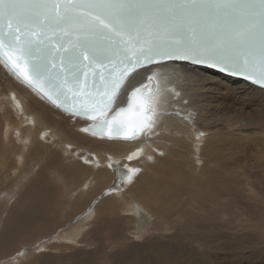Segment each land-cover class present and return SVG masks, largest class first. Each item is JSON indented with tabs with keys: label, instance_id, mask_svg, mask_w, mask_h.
Instances as JSON below:
<instances>
[{
	"label": "bare ground",
	"instance_id": "obj_1",
	"mask_svg": "<svg viewBox=\"0 0 264 264\" xmlns=\"http://www.w3.org/2000/svg\"><path fill=\"white\" fill-rule=\"evenodd\" d=\"M150 68L117 105L156 73L151 127L117 140L82 131L87 120L54 109L0 63V264L34 244L23 262L207 264L221 250L264 263V90L186 64ZM244 106L253 114L243 119ZM148 222L154 235L136 247L127 233Z\"/></svg>",
	"mask_w": 264,
	"mask_h": 264
},
{
	"label": "snow or ice",
	"instance_id": "obj_2",
	"mask_svg": "<svg viewBox=\"0 0 264 264\" xmlns=\"http://www.w3.org/2000/svg\"><path fill=\"white\" fill-rule=\"evenodd\" d=\"M169 61L264 88V0H0V63L72 116L104 117L130 77ZM138 94L134 88L127 109L117 107L82 131L107 128L109 139L138 138L148 128L147 96L135 109L138 119H122Z\"/></svg>",
	"mask_w": 264,
	"mask_h": 264
},
{
	"label": "water",
	"instance_id": "obj_3",
	"mask_svg": "<svg viewBox=\"0 0 264 264\" xmlns=\"http://www.w3.org/2000/svg\"><path fill=\"white\" fill-rule=\"evenodd\" d=\"M170 62L179 63V64H186L187 66H191V67H200V68L206 69V70H208V71H211V72H213V73L220 74V75H222V76H224V77H228V78L233 79V80H236V81H241V82H244V83H246V84H248V85H251V86H253V87H255V88H258V89H262V90H264V88H261V87L258 86V85H253L250 81L244 80V79L241 78V77H233V76H231V75H228V74H225V73H220V72H218V71H216V70L209 69V68H205V67H203V66L192 65L191 63H188V62L169 61V62H167V63H170ZM2 64H3V63H2ZM3 66H4V64H3ZM153 66H154V65H153ZM153 66H149V67H153ZM4 67H5V66H4ZM6 69L8 70V68H6ZM141 70H143V69H141ZM141 70H139V71H141ZM8 71H9V70H8ZM9 72H10V71H9ZM10 73H11V72H10ZM11 74H12V73H11ZM150 76H152V80H151V81L149 80V77H150ZM14 77H15V76H14ZM15 78H16V77H15ZM130 78H131V77H130ZM130 78H129V79H130ZM18 81H19V80H18ZM23 84H24V83H23ZM24 85L27 86L26 84H24ZM141 85H143V87H141ZM27 87H28V86H27ZM28 88H30V87H28ZM134 88H140V94H138V96H137L136 98H134V100H133V109L129 110L128 113H127V115H125L124 117H122V119H125V120L138 119V114H137V112L135 111V109H137V108L140 106V104L144 101L145 96H147L148 101H150V103L147 105V107H148V109H149V119H148V121H147V123H148V128H145V129L140 130V131L138 132V138H140L144 132H146V131H148V130L150 129V127H151V123H152V121H153V119H154V103H155V100H153V99H154V98L156 97V95H157V94H156V91H157V89H158V86H157L156 79L154 78V76H153L152 74L147 75L146 77H144V82H142L141 84L136 85V86L131 87L130 89H128V90L125 92L124 98H123L122 103H121L120 105H113V110H112V111L108 112L104 117H99V118L96 119V120H87V119H84V118H81V117L72 116V115L69 114V112H65V111L63 110V108H57V107H56L54 104H52L47 98L42 97L41 94L37 93V92L34 91L32 88H30V89L33 90L35 93H37V95H39V96H40L44 101H46L49 105H51L53 108H55V109L61 111L62 113H65V114H67V115H69V116H71V117H75V118H78V119L87 120V121H88V124H87L86 128L91 129V128L97 127L98 125L102 124L106 119H109L112 115H114V114H115V110H116L117 107H123V108L127 109V107H128V103H129V97L131 96V93H132V91H133ZM152 88H154L155 91H152V92L147 91L148 89H152ZM68 107H69V109H71L72 105L69 104ZM132 130H133V129H132L131 127L126 128V129H125V134H129V133H131ZM87 132L90 133V134H92V135H94V136H97V137H101V138H107V139H109V138H108V136H109V132H108V129H107V128H105V129L103 130V133H102V134H101L99 131L96 132L95 134H94L91 130H89V131H87ZM138 138H136V139H138ZM113 139H117V140H125V139H123V138H113ZM132 140H133V139H132Z\"/></svg>",
	"mask_w": 264,
	"mask_h": 264
},
{
	"label": "rangeland",
	"instance_id": "obj_4",
	"mask_svg": "<svg viewBox=\"0 0 264 264\" xmlns=\"http://www.w3.org/2000/svg\"><path fill=\"white\" fill-rule=\"evenodd\" d=\"M227 100H228V102L230 101H232L231 102V104L232 105H234V103H237V104H239L240 103V101L238 102V101H235V99H234V96H231V97H228L227 98ZM237 100V99H236ZM240 105V104H239ZM236 106H238V105H236ZM235 106V107H236ZM231 107H233V106H231ZM55 109V108H54ZM57 110V109H56ZM59 111V110H58ZM61 112V111H60ZM249 113H251V114H253V111H252V108L250 107V106H244L243 108H241V116H242V118L244 119V118H248L250 115H249ZM67 115V114H66ZM230 115H232V113H230ZM69 116V115H68ZM139 173H137L135 176H134V178L138 175ZM75 219V218H74ZM151 221L154 223L155 222V219H154V217L153 218H151ZM152 223L151 222H148V224L144 227V229H141V230H139V231H129L127 234H128V236H129V238H130V241H132V242H134L133 244L134 245H136V247H137V245H138V247H141V246H144L145 244H146V239L147 238H151V237H153V235H154V231H152V225H151ZM72 224H70V226H71ZM154 225V224H153ZM130 226H132L131 224H130ZM147 226H149V227H147ZM129 241V242H130ZM162 241H165V239H163ZM132 242H130L131 244H132ZM56 243H58V242H54V243H52V244H56ZM75 244V246H77V243H74ZM132 244V245H133ZM164 244H166V245H169L168 243H164ZM139 245H141V246H139ZM191 245V244H190ZM197 245V243H194L193 245H192V247H195ZM245 246V245H244ZM31 247H33V248H31ZM36 247L37 246H35V244L33 245V246H30V249L29 248H27L25 251H27V250H30V251H33V250H35L36 249ZM83 247V246H82ZM75 248H77V247H74V248H70L69 250H65V249H60V250H57V251H51L52 252V254H54V255H58L59 253V255H65V254H68V253H72V252H75ZM176 248V247H175ZM78 249H80V247L78 248ZM86 249H92L91 247H87ZM189 249H190V247H189ZM192 249V248H191ZM184 250H186V248L184 249ZM25 251H22V253L21 252H19L20 253V257L19 256H17V259H15V264H28L27 262H23V260H24V258L22 257L23 255H24V253H25ZM43 251H46V252H48L49 253V250L47 249H43ZM42 251V252H43ZM179 251H181L182 252V249L180 248L179 249ZM200 251H202V250H200ZM199 251V252H200ZM230 251V253H233L234 251H231V250H229ZM236 251V250H235ZM37 253L36 254H38V253H40V251L38 252V251H36ZM199 252L197 251V253L199 254ZM238 252V251H237ZM213 253H216L213 257L214 258H211L209 261H207V264L208 263H210V264H212V262H214L213 264H215V263H217V264H249V263H251V264H262L263 262L260 260V261H258L259 259H261V258H258V263H254V260L252 259V255L249 253V252H247V253H244V258L247 260V259H252L251 261H246L245 259H243V256L240 258V260H235L233 257H231V256H233L232 254H230V256H229V258H224V256H222V255H224V251H222L221 252V250H219V251H217V252H213ZM218 253V254H217ZM147 256H146V255ZM219 254H221V256L219 255ZM247 254V255H246ZM142 258L141 259H143V260H147V263H151V256L149 255V253L148 252H143L142 253ZM150 256V257H149ZM218 256V258H216ZM247 256V257H246ZM222 259H221V258ZM250 257V258H249ZM145 258V259H144ZM239 258V257H238ZM145 260V261H146ZM212 260V261H211ZM231 260V261H230ZM235 260V262H232V261H234ZM26 261V260H25ZM185 261V262H184ZM217 261V262H216ZM219 261V262H218ZM222 261V262H221ZM241 261V262H240ZM253 261V262H252ZM29 262V261H28ZM195 262L196 261H194L193 259L192 260H181L178 264H195ZM225 262V263H224ZM228 262V263H227ZM264 264V263H263Z\"/></svg>",
	"mask_w": 264,
	"mask_h": 264
}]
</instances>
